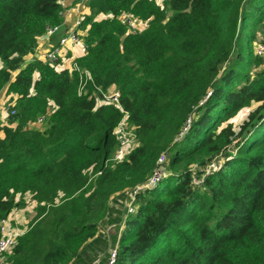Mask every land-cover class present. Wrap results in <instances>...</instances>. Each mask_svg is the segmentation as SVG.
<instances>
[{
	"label": "trees",
	"instance_id": "16d2710c",
	"mask_svg": "<svg viewBox=\"0 0 264 264\" xmlns=\"http://www.w3.org/2000/svg\"><path fill=\"white\" fill-rule=\"evenodd\" d=\"M84 6L78 62L92 77L79 94L78 72L38 58L46 27L64 22L60 0H0V95L14 110L0 117V221L27 193L37 203L10 264H94L110 246L115 264H264V54L253 49L264 0ZM124 12L143 28L129 32ZM97 87L118 90L120 104ZM122 124L135 144L113 160ZM166 151L169 173L121 230L111 200Z\"/></svg>",
	"mask_w": 264,
	"mask_h": 264
},
{
	"label": "built area",
	"instance_id": "2783aa9c",
	"mask_svg": "<svg viewBox=\"0 0 264 264\" xmlns=\"http://www.w3.org/2000/svg\"><path fill=\"white\" fill-rule=\"evenodd\" d=\"M86 2V0H82V2ZM61 4L66 10L65 0H60ZM64 10V9H63ZM65 11L61 12V15L64 16ZM121 19L123 23L127 26V29L131 33H137L141 27H139L138 22L134 18V16L129 12H124L121 15ZM82 23V18L78 17L75 21V25L73 27H69L66 29L65 22L59 25H48L46 27L45 32L39 37L40 42V50L38 53V58L43 59L51 64L60 66L62 68L67 69L70 73L78 72L81 75V83L79 87V94H82L86 90V86L88 83V79L92 77L89 70L82 68L78 62V59L87 51V45L83 42V32L79 29ZM57 39L53 41L52 39ZM47 45V46H45ZM82 47V53H77V48ZM257 50V51H256ZM255 52L257 54H264V46L259 45L256 48ZM101 92L103 99L109 103H117L120 104V93L116 89H109V91H104L97 87ZM211 91L208 93L204 100L211 95ZM203 104V101L201 102ZM3 113L7 115L10 113H14V110H10V106L4 107L3 110H0V117L3 116ZM44 120L43 116L38 118V122H42ZM192 119H188L184 127L179 131L178 136L175 138L174 142H179L185 136V134L189 131L191 127ZM122 129V136L120 137V146L115 153L113 160H122L128 153V149L135 144L134 134L133 132L127 130L125 126L122 124L119 128ZM222 159H214L205 170L206 174H209L213 168L221 164ZM168 163V152H163L158 158L157 165L153 170V173L150 177L137 184L135 187L131 189H127L124 193V196H116L114 198L118 200L115 202L116 211L119 207H123L122 211H117L121 213L123 218L120 224L121 230L124 227V223L130 215L136 213L137 208L139 206V195L154 186H156L159 181L166 176L169 172L167 169ZM197 183L201 181L195 180ZM121 194V192H120ZM119 194V195H120ZM29 222V221H28ZM25 222L24 224H27ZM116 226V225H114ZM1 227V238H0V264H10L8 257L12 253L13 248L15 247L17 240L20 236L24 235L26 232V228L21 227V225L14 219L8 216L7 218H3L0 221ZM109 234V232L107 233ZM117 259V248L109 247L108 248V256L105 264H115ZM97 264V261L94 262Z\"/></svg>",
	"mask_w": 264,
	"mask_h": 264
},
{
	"label": "rangeland",
	"instance_id": "374dc122",
	"mask_svg": "<svg viewBox=\"0 0 264 264\" xmlns=\"http://www.w3.org/2000/svg\"><path fill=\"white\" fill-rule=\"evenodd\" d=\"M138 25H139V27H141V28H143V26L141 25V24H139L138 23ZM74 25H73V23L71 22V27H73ZM258 32H263L261 29H259L258 30ZM264 33V32H263ZM263 33H259V34H257L256 35V37H255V39H254V41H253V49L254 50H256V48L259 46V45H263L264 46V43H263V41H264V34ZM257 51V50H256ZM9 103H13V101H12V99L11 98H9V97H6V96H4V93H2L1 95H0V110H3L4 109V107H6V106H8L7 104H9ZM250 110V108H245V109H243L237 116H235L234 118H232L231 120L234 122V124H236V125H238L244 118H245V116L247 115V113H248V111ZM4 115H7L6 113H3V116ZM41 125V124H40ZM115 155V154H114ZM113 155V156H114ZM223 162V160H221V163ZM120 193H118V195H119ZM30 196H28V198H29ZM115 202H118V200L117 199H113V200H111V204L112 205H114V206H116V204H115ZM28 204V203H27ZM34 209L33 210H30L29 212H27L26 213V215H27V219L29 220V222H28V220L26 221V222H28L27 224H25V228L26 227H28L29 226V223L30 222H32L33 220H34V218H35V215H36V207H33ZM122 209H123V207H119L118 209H117V211H119V210H121L122 211ZM23 210H25V207H23V208H16V209H14L10 214H9V216L11 217V218H18L17 217V214L19 213V211H23ZM21 215V214H20ZM125 224V223H124ZM100 228H102V232L104 231L105 233H107L108 232V230H110V227L108 228V226H107V223H106V219H104L101 223H100ZM124 228V227H123ZM113 230L114 229H112L110 232L111 233H113ZM100 258H105L103 255H101V257ZM98 260V259H97Z\"/></svg>",
	"mask_w": 264,
	"mask_h": 264
},
{
	"label": "crops",
	"instance_id": "0c3cea01",
	"mask_svg": "<svg viewBox=\"0 0 264 264\" xmlns=\"http://www.w3.org/2000/svg\"><path fill=\"white\" fill-rule=\"evenodd\" d=\"M65 4H66V10H65V16H64V22H65L64 25H66L65 27L67 29V28L71 27V22L73 23V25H75L76 19L78 17H81L80 15L83 12H85V10H84L85 1L82 2V0H65ZM52 40L56 41L57 39L55 38ZM45 46H47V45H45ZM41 50H43V48H41ZM76 50H77L78 54L82 53V47L81 46L78 47ZM28 196H30V197L28 198ZM25 198H26V201L28 203L25 206V210L19 211V213L17 214L18 218L17 219L14 218L21 225V227H24V228H25L24 223L28 220L26 213L29 212L30 210H33L34 209L33 207H37V203H36V201H34L32 199V195L30 193H27ZM114 228H115V226H114ZM107 256H108V254L104 256L105 258L99 257L97 260V264H105V262L107 260Z\"/></svg>",
	"mask_w": 264,
	"mask_h": 264
}]
</instances>
